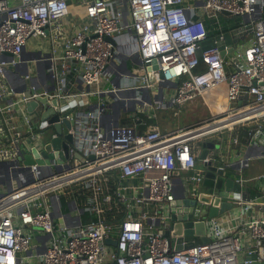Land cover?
Masks as SVG:
<instances>
[{
  "label": "built area",
  "instance_id": "2783aa9c",
  "mask_svg": "<svg viewBox=\"0 0 264 264\" xmlns=\"http://www.w3.org/2000/svg\"><path fill=\"white\" fill-rule=\"evenodd\" d=\"M223 11L243 17L249 38L224 57L212 47L199 59L209 37L203 19L223 34ZM36 37L48 40L46 51L22 57ZM73 83L81 89L73 92ZM223 84L226 106L190 126L147 124L139 132L120 125L121 114L115 124L119 108L154 118ZM76 96L87 104L60 115L59 100ZM47 111L48 119L59 113L58 123L74 121L59 135L61 148L51 149L63 156L26 162L32 154L20 140L41 129ZM263 120L264 0H0V264H264V214L234 225L229 215L207 217L209 241L183 242L181 250L164 236L170 203L183 193L190 199L202 182V142L253 122L261 129ZM231 139L244 148L226 165L244 183L248 141ZM114 207L122 213L108 218ZM85 208L94 219L83 221Z\"/></svg>",
  "mask_w": 264,
  "mask_h": 264
},
{
  "label": "water",
  "instance_id": "95a60500",
  "mask_svg": "<svg viewBox=\"0 0 264 264\" xmlns=\"http://www.w3.org/2000/svg\"><path fill=\"white\" fill-rule=\"evenodd\" d=\"M223 15H230L229 12L223 11ZM243 19V17H240ZM109 43L114 45V39L111 37L105 38ZM235 44H233V40L231 35L228 32H224L223 34H217L214 36H210L207 39L200 42L199 47L196 51L197 56L200 57L202 51L217 47L220 50V54L222 57L225 56L227 47V52L231 53L234 49ZM22 57H31L34 55V52L31 50H25L24 53L21 54ZM151 69H157L156 64H152L151 66L147 64V71L149 72ZM128 70V69H127ZM130 72V71H129ZM149 79L151 80L153 75L149 73ZM145 91L147 94V98L149 101L150 95L147 90ZM29 92H25V96L29 95ZM82 100L85 104L87 101L85 97H69L65 99L59 100V105L61 107L60 115L64 116L66 113L72 112L73 107L76 105L82 104ZM44 99H39V102L43 103ZM37 105L36 101H31L28 103V109L32 110ZM111 106H114L113 104ZM124 109H118L117 111V119L115 124L119 122V115ZM52 111H47L42 113L41 115V123L39 133L49 134V139L45 140L38 144L42 147V151L38 152L37 148L40 147L37 144H28L29 150L31 151L32 156H26V162L32 163L34 158H38L42 156L44 158H52L55 156L62 157L63 154L61 152L51 153V149L54 148L58 150L61 148V142L59 135L65 133L71 124L74 123L73 120L62 119V123H58V115L59 113L55 112L51 118L48 117L52 114ZM56 122L53 125V130L44 129L46 122ZM35 131V133H38ZM56 133L58 136L52 137L51 134ZM70 140L71 136L69 134L66 135ZM223 142L222 137L220 135H216L215 139L205 140L201 144V150L197 157V162L200 164L201 170L204 172L203 179L200 185L193 190V196L189 199L185 193L182 195L175 196L174 200L170 203V225L164 231V236L168 238V242L170 246H173L174 250H181L183 248L184 243H193L195 241L201 243H207L209 241V237L207 234V217H218L223 214L227 208V204H223L221 206L213 205L208 209H199L197 205L202 203H216L221 200H237L241 199L243 191L246 187L245 182L240 183L238 181V173L233 166L227 167L226 161L221 158V152ZM24 151V150H23ZM210 152L213 154L216 152V156H212V158H208ZM93 158V156H90ZM185 191V190H184ZM190 207L188 211L182 212L179 206ZM197 238V240H196ZM106 243H110L112 245H116V242L107 239ZM257 264V263H255Z\"/></svg>",
  "mask_w": 264,
  "mask_h": 264
},
{
  "label": "crops",
  "instance_id": "0c3cea01",
  "mask_svg": "<svg viewBox=\"0 0 264 264\" xmlns=\"http://www.w3.org/2000/svg\"><path fill=\"white\" fill-rule=\"evenodd\" d=\"M242 40H247V39L244 38ZM235 42L237 43V40H234L233 44H236ZM32 45L33 47L40 46L41 49H44L46 51V49L48 48V40L46 38L36 37L33 38ZM27 50H29L28 46H27ZM80 89L81 87L80 85H78V83H73L71 88L73 92H77ZM214 96L220 99L219 100L220 103H217L218 98L214 99ZM205 98L206 100H211L213 102H216L214 104L215 112L209 117L216 116V113H218V111L220 110L219 108H217V106L218 105H220V107L226 106V102H225L226 85L223 84L219 86L216 90L210 91L207 95H205ZM136 120L139 121L138 118ZM255 123L256 122H253L250 125H248L254 127L255 131L253 130L252 136L246 139L248 141L246 150L250 159H249V167L245 170V173L247 175L249 173V176H247L245 180L246 187L241 196L242 203L238 204L237 203L238 200H232V201L229 200L232 203L227 204L228 205L227 210L220 215V216H224V215L230 216L228 221L229 225H234L238 223L239 220L241 219L248 220L250 218L261 216L264 214V120L262 121L261 129L257 128ZM235 133H238V131L225 130V132H223L222 134L223 150L221 152V158L224 159L226 162L227 161L229 162L231 159H233V157L239 152V149L243 150L244 148L243 146L240 148V146L238 147L231 143L232 140L231 138L233 137V135H235ZM209 157H211V152L209 154ZM197 169L201 170V167L198 166ZM179 208L180 210H182L183 213L184 211H188L190 209V207H186L183 205H181ZM237 215L240 217H237Z\"/></svg>",
  "mask_w": 264,
  "mask_h": 264
},
{
  "label": "rangeland",
  "instance_id": "374dc122",
  "mask_svg": "<svg viewBox=\"0 0 264 264\" xmlns=\"http://www.w3.org/2000/svg\"><path fill=\"white\" fill-rule=\"evenodd\" d=\"M241 19V18H240ZM243 26V28L246 26L243 22V20H241V27ZM246 38H249V36H246ZM32 39L29 40L28 43V48L29 50H36V49H41V47H33L32 45ZM241 42L243 40H240ZM238 42V41H237ZM217 99L218 97L214 96V99ZM219 98L217 100V103L219 102ZM216 102H213L211 100H206L205 96H201L196 98L194 101L191 102H186L183 103L181 105H173L171 107H169L168 109L165 110H156L157 113V120L161 123H165L164 127L166 130H174V129H178V128H182L184 126H190L194 123L199 122L202 119H207L209 116H211L212 114H214L215 112V104ZM158 111V112H157ZM124 117H127V113L125 111L121 112V117L120 120ZM161 130L162 128L160 126H158ZM228 131V130H227ZM39 137L41 139V136L44 138L42 139V142L45 140H48L49 134H41V133H35L32 134L30 136H28L27 138L21 139L20 143L22 145H28L30 143L32 144H37L38 146H40V144H38L37 142H39L37 140L36 137ZM211 155L216 156V152L215 153H211ZM196 166H200V164L197 162ZM33 230L36 232L31 231V234L33 235V238H35V236L38 233V229L37 228H33ZM212 229L210 227L209 222H207V234L208 236L211 235ZM197 240V238H196ZM32 259L29 260V262H31Z\"/></svg>",
  "mask_w": 264,
  "mask_h": 264
},
{
  "label": "trees",
  "instance_id": "16d2710c",
  "mask_svg": "<svg viewBox=\"0 0 264 264\" xmlns=\"http://www.w3.org/2000/svg\"><path fill=\"white\" fill-rule=\"evenodd\" d=\"M218 19L220 21V24L223 27V31L228 32L231 35L233 41L234 40L240 41L242 38L243 39L246 38L247 34L245 32H243V29L248 28L249 25H246L244 28H243V26L241 27V20L242 19H240V17L232 16V15L228 16V15L219 14ZM203 23H204L205 29L207 31V35L209 37L214 36L218 33L215 20L205 18V19H203ZM203 68H204V65L200 63V65L196 68V72L202 71ZM165 109H168V108H165ZM165 109H159V110H165ZM137 118L139 119V121L136 120ZM119 124L123 125V126H128V127H135L137 129V131H139V132H143L145 130L147 124L160 126L163 131H166V129L163 128L165 123H161L157 120V113H156V116L154 118H152L150 114H136L133 117H124L120 120ZM251 127L252 126H248L247 128H245L246 130L241 129L238 131V133H237L238 139L241 142L245 141L246 139H248V137H250V135L248 133H253L254 127H252V128ZM64 200H65L64 197L61 198L62 203H64ZM113 213H119L120 214V213H122V210L120 208L114 207L112 211L107 212V217L109 218ZM82 219H83V221L86 222V221H89L90 219H94V216L92 214H90L89 209L85 208V210L82 214Z\"/></svg>",
  "mask_w": 264,
  "mask_h": 264
},
{
  "label": "bare ground",
  "instance_id": "6f19581e",
  "mask_svg": "<svg viewBox=\"0 0 264 264\" xmlns=\"http://www.w3.org/2000/svg\"><path fill=\"white\" fill-rule=\"evenodd\" d=\"M239 22H240V21H239ZM232 31H233V30H232ZM238 34H239V33H238ZM243 35H244V34H243ZM237 37H238V36H237ZM240 38H241V37H240ZM242 39H243V38H242ZM242 39H241V40H242ZM235 43H236V42H235ZM237 44H238V43H237ZM246 128H247V127H246ZM251 128H252V127H251ZM251 128H250V129H251ZM248 129H249V128H248ZM245 130H246V129H245ZM232 131H233V130H232ZM248 131H249V130H248ZM254 131H255V130H254ZM244 132H245V131H244ZM226 135H227V134H226ZM231 136H232V135H231ZM237 136H238V134H237ZM226 138H227V137H226ZM225 143H226V142H225ZM258 145H259V144H258ZM238 147H239V146H238ZM224 157H225V155H224ZM62 201H63V200H62ZM234 205H235V204H234ZM179 207H180V206H179ZM235 207H236V206H235ZM251 210H252V209H251ZM240 213H241V212H240ZM209 237H210V236H209Z\"/></svg>",
  "mask_w": 264,
  "mask_h": 264
},
{
  "label": "flooded vegetation",
  "instance_id": "af4514ba",
  "mask_svg": "<svg viewBox=\"0 0 264 264\" xmlns=\"http://www.w3.org/2000/svg\"><path fill=\"white\" fill-rule=\"evenodd\" d=\"M42 134H44V133H42ZM36 137V136H35ZM37 138V140L39 141V142H37V143H40L41 141H42V139L44 138V136L42 137L41 136V139L39 138V137H36Z\"/></svg>",
  "mask_w": 264,
  "mask_h": 264
}]
</instances>
